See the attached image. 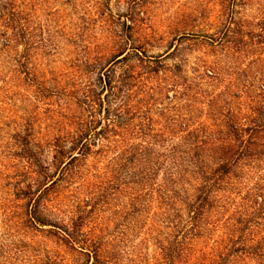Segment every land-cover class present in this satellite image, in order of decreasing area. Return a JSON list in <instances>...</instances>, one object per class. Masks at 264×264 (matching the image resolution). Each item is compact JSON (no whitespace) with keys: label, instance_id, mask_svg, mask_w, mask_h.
<instances>
[{"label":"rangeland","instance_id":"rangeland-1","mask_svg":"<svg viewBox=\"0 0 264 264\" xmlns=\"http://www.w3.org/2000/svg\"><path fill=\"white\" fill-rule=\"evenodd\" d=\"M11 1L18 16L0 17V264H169L161 248L182 233L166 229L168 219L179 222V211L186 220L187 207L149 195L134 214L133 192L117 189L110 173L116 152L97 154L108 142L96 144L78 176L43 201L49 210L43 217L58 227L68 225L77 205L92 201L96 211L78 239L98 243L96 258L66 245L53 227L29 221L28 200L18 191L39 179L25 151L38 154L56 179V141L69 149L78 124L92 121L98 131L106 124L104 73L129 89V104L150 109L155 132L144 140H171L153 147L159 155L183 137L172 127L185 119L213 123L224 120L218 112L227 109L238 122L258 118L251 111L264 108V0ZM89 95L92 104L84 99ZM259 144L264 150V136ZM246 174L232 179L230 200L213 218L210 248L248 189L264 179V159ZM191 248L199 257L202 246Z\"/></svg>","mask_w":264,"mask_h":264},{"label":"trees","instance_id":"trees-1","mask_svg":"<svg viewBox=\"0 0 264 264\" xmlns=\"http://www.w3.org/2000/svg\"><path fill=\"white\" fill-rule=\"evenodd\" d=\"M6 16L8 20L10 16L16 18L18 14L11 0H0V17L6 19ZM169 82L175 86V81L169 79ZM99 83L108 91L106 105L104 100H100L101 106L106 107V124L99 131L92 121L78 124L77 131L68 141L69 149H66L65 143L56 141L53 145L55 156L51 162L57 172L56 179L49 166L41 164L38 154L25 151L23 158L35 168L39 179L31 180L18 191L19 197L28 200L29 221L53 227L66 245L73 246V249L78 247L96 258L98 243L89 244L86 240L78 239L84 235L82 229L86 219L96 211L92 201L77 205L71 212L68 225L60 227L52 225L45 215L43 217V213L49 211L43 201L53 187L71 182L78 176L93 147L106 141L109 145L97 154L116 152L115 157L110 159V173L114 175L117 189H130L133 192L136 203L132 207L134 214L141 213V201L149 195L167 206L178 200L187 207L186 220L178 217L179 211L175 215L177 218H174L183 223L168 219L171 227L166 229L179 235L182 233V237H174L172 242L168 241L167 246L161 248L169 264H264L263 178H259L261 182L255 187L248 189L243 198L244 204L237 208L235 216L227 219L224 236L214 241L211 248L205 245L217 224L213 218L224 209L220 204L230 200L228 188V192L235 189L232 179L238 181L246 177L247 169H258L263 162L264 150L259 141L264 136V108L251 111L258 116L251 121H235L236 114L228 109L218 112L224 120H213V123L192 124L185 119L180 127H172L174 130L180 128L183 137L176 145H171L166 154L159 155L152 151L153 147H166L164 143L169 140L159 142L156 136L153 143L144 140L155 132L148 117L150 109L129 104V89L124 90L112 74L101 75ZM262 88L264 91V86ZM184 89L186 93L191 91L188 86ZM88 93L91 95L93 92ZM90 95L84 98L88 104L94 102ZM120 99L121 105L114 107L113 102ZM111 137H118V140L111 141ZM135 140L142 143L135 145ZM112 144L113 148L110 146ZM195 240L202 242L194 245ZM197 245L202 246L199 257L191 248ZM88 248H93V251ZM247 260L249 263H245Z\"/></svg>","mask_w":264,"mask_h":264}]
</instances>
